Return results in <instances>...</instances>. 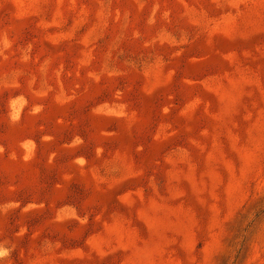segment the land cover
<instances>
[{
	"label": "rangeland",
	"instance_id": "obj_1",
	"mask_svg": "<svg viewBox=\"0 0 264 264\" xmlns=\"http://www.w3.org/2000/svg\"><path fill=\"white\" fill-rule=\"evenodd\" d=\"M0 264H264V0H0Z\"/></svg>",
	"mask_w": 264,
	"mask_h": 264
},
{
	"label": "clouds",
	"instance_id": "obj_2",
	"mask_svg": "<svg viewBox=\"0 0 264 264\" xmlns=\"http://www.w3.org/2000/svg\"><path fill=\"white\" fill-rule=\"evenodd\" d=\"M10 249L3 247L0 245V258L6 257L9 255Z\"/></svg>",
	"mask_w": 264,
	"mask_h": 264
}]
</instances>
